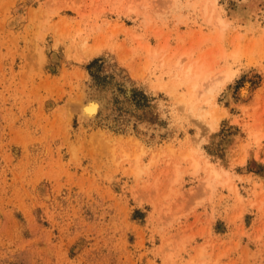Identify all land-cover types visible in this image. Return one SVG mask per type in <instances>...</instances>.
Instances as JSON below:
<instances>
[{
  "label": "rangeland",
  "instance_id": "rangeland-1",
  "mask_svg": "<svg viewBox=\"0 0 264 264\" xmlns=\"http://www.w3.org/2000/svg\"><path fill=\"white\" fill-rule=\"evenodd\" d=\"M0 264H264V0H0Z\"/></svg>",
  "mask_w": 264,
  "mask_h": 264
},
{
  "label": "bare ground",
  "instance_id": "bare-ground-1",
  "mask_svg": "<svg viewBox=\"0 0 264 264\" xmlns=\"http://www.w3.org/2000/svg\"><path fill=\"white\" fill-rule=\"evenodd\" d=\"M182 59V58H181ZM178 63H180L179 62V60L177 61V63H176V65L178 64ZM199 66V65H198ZM201 66V65H200ZM199 66V67H200ZM192 68L193 67H191V65H189L187 68H186V75H189L190 74V72H191V70H192ZM199 69H201V67L199 68ZM200 73H196L195 75H193V77H198L201 73H202V69L199 71ZM227 77V76H226ZM225 77V78H226ZM209 79H211V78H209ZM212 81H213V79H211ZM210 81V80H209ZM209 82V83H206L207 85H205V82L204 83H202V82H200L201 83V85L200 86H207L206 88H208V87H210V86H213L214 85V83L213 82ZM215 81V80H214ZM217 81V83H219L220 84V80H216ZM216 81H215V83H216ZM222 82V81H221ZM213 83V84H212ZM215 86V85H214ZM213 86V87H214ZM196 86H195V84L193 85V86H191L190 88H192V91L194 90V88H195ZM215 87H217V86H215ZM202 88V87H201ZM204 88V87H203ZM202 88V89H203ZM205 88V89H206ZM212 87H210V89H211ZM204 90V89H203ZM208 90V89H207ZM207 90H204V91H207ZM244 90V89H243ZM212 90H210V92H211ZM245 91V90H244ZM203 92V91H202ZM192 94V93H191ZM244 94V93H243ZM93 100V99H92ZM182 101H184V99H181V102ZM89 102V101H88ZM87 102V103H88ZM85 104L84 106H83V110H84V114L85 115H87L88 117L89 116H91L92 114H94L93 112L96 110V108H97V103L96 102H93V101H91V102H89L88 104ZM78 104V103H77ZM186 107H187V109H188V111H189V113L190 114H194V115H196V117L197 118H199L198 120H200L201 119V121H205L204 119H208L209 118V108H207L208 106L207 105H205V103L204 104H198V105H194V103L192 102V101H190V102H188L187 103V105H185ZM82 109V108H81ZM97 134V133H96ZM99 134V133H98ZM94 136V135H93ZM105 140V139H104ZM102 141V140H101ZM137 153H139V152H137ZM141 153V152H140ZM185 155H186V153H185ZM187 155H190V154H187ZM187 157V156H186ZM190 157V156H189ZM190 158H192V157H190ZM136 162H137V160H136ZM191 163H193V162H191ZM194 164V163H193ZM207 164H209V162L207 163ZM198 165V164H197ZM196 166V165H195ZM214 166V165H213ZM194 166H192V168H193ZM208 167V166H207ZM195 168V167H194ZM212 168V167H211ZM136 169V168H135ZM196 169V168H195ZM211 174H212V172L214 173V172H216V170L215 169H211ZM215 174V173H214ZM217 178V177H216ZM208 182V181H207ZM208 184H209V182H208ZM211 184V183H210ZM209 184V185H210ZM208 185V186H209Z\"/></svg>",
  "mask_w": 264,
  "mask_h": 264
}]
</instances>
